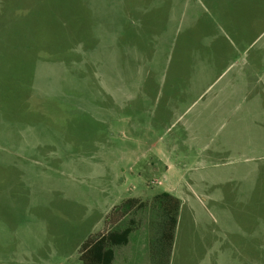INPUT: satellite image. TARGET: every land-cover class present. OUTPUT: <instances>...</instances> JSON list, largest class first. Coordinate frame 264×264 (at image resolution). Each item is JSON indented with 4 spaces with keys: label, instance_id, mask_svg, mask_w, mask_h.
<instances>
[{
    "label": "rangeland",
    "instance_id": "obj_1",
    "mask_svg": "<svg viewBox=\"0 0 264 264\" xmlns=\"http://www.w3.org/2000/svg\"><path fill=\"white\" fill-rule=\"evenodd\" d=\"M202 1L0 0V264H82L163 192L171 264H264V0H234L225 70Z\"/></svg>",
    "mask_w": 264,
    "mask_h": 264
},
{
    "label": "trees",
    "instance_id": "obj_2",
    "mask_svg": "<svg viewBox=\"0 0 264 264\" xmlns=\"http://www.w3.org/2000/svg\"><path fill=\"white\" fill-rule=\"evenodd\" d=\"M181 200L169 192L151 202L128 198L115 205L104 229L87 237L79 249L82 264H171ZM142 243L143 251L135 250Z\"/></svg>",
    "mask_w": 264,
    "mask_h": 264
},
{
    "label": "crops",
    "instance_id": "obj_3",
    "mask_svg": "<svg viewBox=\"0 0 264 264\" xmlns=\"http://www.w3.org/2000/svg\"><path fill=\"white\" fill-rule=\"evenodd\" d=\"M233 3H234V0H203L199 4V7H200L199 10H200V12L203 13L204 16H207V17L209 16L210 19H212V16H215L217 18L218 26H216V27L219 30L227 29L226 34H228V35H226L225 41H223L222 38H218L217 43H216V39L213 40V43L218 44L217 45L218 47L215 46V48H214V55L212 54L213 55V58H212L213 61L212 62L217 63V66L220 67L221 70L222 69L225 70V69L230 68V67H228V64L232 63V65H233L235 62L233 59H237L239 56L242 57V60L240 61L241 63L242 62H244V64L248 63L246 61L249 60L246 57V55L243 53H239V54L232 53L233 45H232V47L230 46L231 43L233 44V42L231 41L229 32H231L232 30L241 32L240 30H236L237 28H235V27L233 29V27L231 26L233 22H231L229 14H232L231 13L232 9H230V8L232 7ZM240 14H241V12H240ZM4 20H5V16H3V14L1 13L0 14V26H1V22ZM228 25H230L231 29L226 27ZM218 29L217 30L214 29V31L218 34V36L220 33L224 34V32H222V31L219 32ZM242 29H244V28H242ZM207 30H208V32L209 31L212 32V28H211V30L209 28H207ZM244 30H246V29H244ZM215 37H216V35L213 38H215ZM183 55H187V53L184 51V49H181L178 58H180V56H183ZM207 56L209 57L210 54L207 53ZM225 65H227V66H225ZM244 73H245V71L241 73V77L244 75ZM107 215H108V210L99 219L98 223H101L102 221L104 222L105 219L107 218ZM92 234H90V235H92ZM80 247H81V245H80Z\"/></svg>",
    "mask_w": 264,
    "mask_h": 264
}]
</instances>
